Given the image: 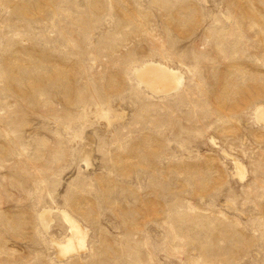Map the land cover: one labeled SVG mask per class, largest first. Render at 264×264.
I'll list each match as a JSON object with an SVG mask.
<instances>
[{"label":"rangeland","instance_id":"1","mask_svg":"<svg viewBox=\"0 0 264 264\" xmlns=\"http://www.w3.org/2000/svg\"><path fill=\"white\" fill-rule=\"evenodd\" d=\"M149 58L180 92L138 86ZM260 103L264 0H0V264H264Z\"/></svg>","mask_w":264,"mask_h":264},{"label":"bare ground","instance_id":"2","mask_svg":"<svg viewBox=\"0 0 264 264\" xmlns=\"http://www.w3.org/2000/svg\"><path fill=\"white\" fill-rule=\"evenodd\" d=\"M138 86L154 98H165L177 94L184 86L182 71L172 65L156 60L146 59L134 66L131 70ZM253 122L264 129V104H257L252 112ZM225 156L226 153H224ZM92 148L85 145L76 153V159L83 170L92 167ZM233 165L235 177L244 180L246 176L245 166L236 158L227 156ZM57 215L66 228V235L62 240L51 237V245L55 249L58 258H71L84 253L87 250L88 230L67 210L55 207L42 208L38 214V220L44 230H48L53 223V215Z\"/></svg>","mask_w":264,"mask_h":264}]
</instances>
